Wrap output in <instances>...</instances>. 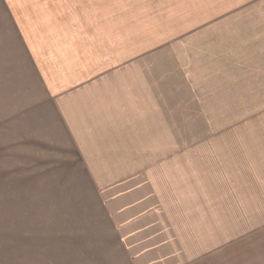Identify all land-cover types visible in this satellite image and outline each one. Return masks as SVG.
<instances>
[{"label": "crops", "instance_id": "crops-1", "mask_svg": "<svg viewBox=\"0 0 264 264\" xmlns=\"http://www.w3.org/2000/svg\"><path fill=\"white\" fill-rule=\"evenodd\" d=\"M203 2L0 0V171L18 168L14 183L23 187L28 171L35 179L69 177L80 168L75 162L85 161L74 154L79 147L85 146V158L109 153H96L89 140L104 137L103 145L118 147L126 137L134 145L140 141L134 117L156 102H146L134 85L125 88L119 67L96 70L77 55L119 49L116 36L149 33L141 30L150 24L145 20L187 19L190 7ZM87 36L115 37L106 47L86 42ZM61 51L63 68L55 53ZM231 142L207 144L218 149L180 160L148 154L147 162L177 165L122 176L131 206H29L19 218L11 215L6 226L13 244L0 250V264H247L252 251L238 244L264 239V146L251 145L240 158ZM12 157L18 159L10 163ZM61 164H68V174ZM101 171L87 176L99 178ZM7 186L13 189L0 180V188Z\"/></svg>", "mask_w": 264, "mask_h": 264}, {"label": "rangeland", "instance_id": "rangeland-1", "mask_svg": "<svg viewBox=\"0 0 264 264\" xmlns=\"http://www.w3.org/2000/svg\"><path fill=\"white\" fill-rule=\"evenodd\" d=\"M188 14L187 19L145 20L150 24L142 25L141 30L149 33L116 36L115 42L122 45L119 49L87 50L88 56L78 53L80 63L88 57L96 70L119 67L125 88L134 85L135 90L144 91L139 93L146 102L156 104L141 109L134 117L133 125L140 132L139 137L138 131L135 136L140 141L130 144L126 137L122 147H118L103 145L104 137L89 140L96 153H109L101 158H85L81 154L86 151L85 146L79 147L80 151L74 154L85 161L75 162L80 168L71 170L74 173L69 177L35 179L28 171L27 180L22 181L25 185L20 187L14 183L18 168L0 171V180L13 184L12 190L8 186L0 188L7 189V195H0L1 251L11 245L10 240L13 244L12 227L7 228L6 220L11 215L19 218L29 206H131V192L123 185L122 176L148 166L154 169L177 165L147 162L152 160L148 154L180 160L182 155L207 154L218 149L207 144L232 140L230 144L237 143L240 158H244L246 148L264 146V0H206L198 7H190ZM87 37L86 42H104L109 47V40L115 36H103L102 40L100 36ZM55 53L58 66L63 68L64 52ZM121 79H117L118 83ZM114 91H119V87ZM15 159L18 157H12L10 163ZM61 165V173L68 174L70 169L64 167L68 164ZM100 170L99 178L88 177L89 172ZM5 176L13 180L6 181ZM50 176L47 173L44 177ZM237 190L238 196L243 195L244 182L239 178ZM5 206L10 208L7 219ZM253 207L255 221L257 211ZM20 240L19 246L26 247ZM250 242L252 245L238 244V250L252 251L253 258L244 261L264 264V239Z\"/></svg>", "mask_w": 264, "mask_h": 264}]
</instances>
